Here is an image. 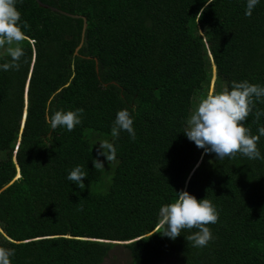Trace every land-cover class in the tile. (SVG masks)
Listing matches in <instances>:
<instances>
[{"label": "trees", "instance_id": "1", "mask_svg": "<svg viewBox=\"0 0 264 264\" xmlns=\"http://www.w3.org/2000/svg\"><path fill=\"white\" fill-rule=\"evenodd\" d=\"M44 2L88 25L75 53L82 18L17 0L28 23L24 55L18 69L0 70V245L15 249L12 264H102L115 247L132 264H264V159H216L182 132L211 91L214 66L213 91L233 80L264 84V2L250 16L245 0ZM254 105L264 109V98ZM46 107L83 108L81 123L52 130ZM125 107L135 139L126 131L115 139L105 186L92 136L110 139ZM245 123L255 134L264 115ZM257 147L264 155V136ZM77 164L84 188L66 179ZM182 189L218 211L204 247L185 239L195 228L171 239L158 227L159 207Z\"/></svg>", "mask_w": 264, "mask_h": 264}, {"label": "clouds", "instance_id": "2", "mask_svg": "<svg viewBox=\"0 0 264 264\" xmlns=\"http://www.w3.org/2000/svg\"><path fill=\"white\" fill-rule=\"evenodd\" d=\"M264 0H245L244 15L250 16L256 5ZM17 0H0V45H7L5 51L10 57L0 63V70L20 67L24 49L20 42L25 39L28 23L21 19V13L16 7ZM264 98V84L250 83L247 79L233 80L230 87L220 91L208 92L185 117L184 135L204 153H214L216 159L231 158L240 153L249 159H264L257 147V141L264 136V126H258L253 134L246 126V119L252 113L257 120L264 115V109L256 108L254 100ZM84 109H55L49 112L45 108L44 119L49 128L58 126L71 131L82 120ZM133 115L129 108L116 111L110 127L109 138H96L93 145L97 147V157L103 156L107 162L116 158L115 139L122 131H126L130 139H135ZM95 168H104L100 159L93 158ZM84 177L87 173L77 164L67 172L66 179L74 182L79 188H84ZM174 201L162 204L157 212L158 227L163 228V234L171 239L181 234L182 229L195 228L185 239L193 247H204L214 239L208 225L215 224L218 211L211 200L197 199L187 190L176 191ZM15 249L0 245V264H12L11 258Z\"/></svg>", "mask_w": 264, "mask_h": 264}, {"label": "rangeland", "instance_id": "3", "mask_svg": "<svg viewBox=\"0 0 264 264\" xmlns=\"http://www.w3.org/2000/svg\"><path fill=\"white\" fill-rule=\"evenodd\" d=\"M7 45H0V55L6 53L5 49H6ZM199 102V99H196V104L191 106L193 110L195 108V106L197 105V103ZM89 132H95L91 129L87 130V133ZM100 137L98 134H93L92 136V141L94 142L96 138ZM101 138V137H100ZM95 146V152L97 154V147ZM98 159H100L101 161H103L104 163V171H105V178H104V183L105 186L109 184V182H111V178H112V168H113V161H109L107 162L106 160H104L103 156H99ZM176 258L174 257H169L163 261H154L152 264H176ZM102 264H132L129 258V255L127 253V251L123 248V247H115L114 250H112L109 254V256L104 260V262Z\"/></svg>", "mask_w": 264, "mask_h": 264}, {"label": "water", "instance_id": "4", "mask_svg": "<svg viewBox=\"0 0 264 264\" xmlns=\"http://www.w3.org/2000/svg\"><path fill=\"white\" fill-rule=\"evenodd\" d=\"M37 2L39 3L40 6H42L44 8L51 9L52 11L59 12L61 14H65L67 16H71V17H74V18H82L83 19L84 23H83L82 33H81V41H80L79 45L77 46V48L75 50V53H77L78 50L81 48V46L84 43V39H85V35H86V29H87V25H88L87 18L85 16H83V15L71 13V12L63 10V9H61L59 7L53 6L51 4H48V3L44 2V0L43 1L42 0H37ZM215 71H216V68L214 66V77H213V81H212V84H211V91L214 90L215 79H216ZM26 102H27V95H26ZM25 118H26V109H25V112H24L23 120H22V126L24 125ZM15 161H16V159H15ZM19 176H20V172H19V166H18L17 177H19ZM117 243H123V242H117Z\"/></svg>", "mask_w": 264, "mask_h": 264}]
</instances>
